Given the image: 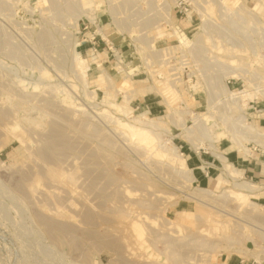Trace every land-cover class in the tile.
I'll use <instances>...</instances> for the list:
<instances>
[{
  "label": "rangeland",
  "instance_id": "rangeland-1",
  "mask_svg": "<svg viewBox=\"0 0 264 264\" xmlns=\"http://www.w3.org/2000/svg\"><path fill=\"white\" fill-rule=\"evenodd\" d=\"M161 1L166 3L167 20V7L174 8L178 0ZM181 2L189 17L173 13L170 28L158 9L150 12L117 0L114 10L126 31L111 19L108 0H95L89 9L80 0H0V264L264 262V185L256 210H251L252 199L214 196L218 199L209 205L199 202L194 195L198 187L220 193L223 166L209 139L192 133L201 158L215 163L211 170L218 181L206 186L202 175L206 168H198L204 163L192 140L180 135L178 126L184 122L193 125L196 113H212L206 120L218 136L216 145L240 169L239 160L247 157L224 132L232 125L235 129L243 114L254 125L257 115L251 105L235 104L230 96H222L218 85L225 82L236 93L264 90V0ZM88 20L108 28L117 49L130 54V69L140 73L130 76L135 81L130 91L157 83L172 92V80L178 73L168 82L165 78L180 68L183 80L178 86L190 112L173 116L163 94L156 91L141 92L130 104L134 112L125 116L107 104L114 100L122 103L123 88H111L106 94L97 87L84 86L75 70L73 51L81 50L83 57L91 60L86 55L87 45L74 49L76 37L82 41L87 32L82 31V21ZM174 29L189 35L194 41L191 46L174 49L179 47L178 40L161 33H174ZM137 37L140 42H135ZM92 54L98 58L97 65L121 79L113 57L104 64L106 53ZM159 73L166 77L158 78ZM99 74L94 68L89 78ZM256 97L258 104L264 102L263 94ZM145 103H151V109ZM184 104H178L180 109ZM103 109L123 122L146 110L152 118L176 117L177 121L164 119L167 128L159 131L161 144L173 138L195 171L194 181L185 179L186 174H181L159 144L151 149L138 143L118 126L116 118H109L107 112L103 115ZM260 140L264 142V137ZM244 144L257 145L248 140ZM206 213L210 218L205 219ZM201 214L204 217L200 218ZM40 216H45L43 222ZM45 219L53 224L51 232ZM135 220L136 226L131 224ZM251 239L256 252L239 253Z\"/></svg>",
  "mask_w": 264,
  "mask_h": 264
},
{
  "label": "bare ground",
  "instance_id": "bare-ground-1",
  "mask_svg": "<svg viewBox=\"0 0 264 264\" xmlns=\"http://www.w3.org/2000/svg\"><path fill=\"white\" fill-rule=\"evenodd\" d=\"M80 2L82 4V6H84L86 9L87 8L89 9V8L92 7L91 4L95 3V0H80ZM167 8H168L167 9V12H168L167 22L172 27L173 24L171 22V14H170V8H171V6L169 5ZM242 8H244V6H242ZM204 14L205 13H202V16H205L206 15V14L205 15ZM91 17L93 18L94 16H91ZM206 25L204 24L202 30H204V27H205V30H206ZM99 32L103 33L102 29H100ZM161 33L164 34V35L166 34V38L174 37V38H176L178 40V43H179L178 46L179 47H175L174 46V49H176V48H184V47L189 46V45L191 46V44L194 42L189 35H187L185 32H181V31H179L177 29H174V33H170V32H161ZM196 39H197V41H200V40H198L197 37L195 38V40ZM81 42L82 41L79 39V36H77L76 37V42L74 43V49ZM195 43H197V42L195 41ZM92 52H93V50H91L89 52V55L91 56V60L89 61L88 58L86 59V58L83 57L82 53L78 49L75 50V52L73 51V53L75 54V55L73 54L75 56V59L73 58V61L75 60L74 62H75V68H76V69L75 68L74 69L76 70V72H77V74L79 76V79L81 80V82L83 83V85L86 86V87H90V86L97 87L99 89L104 90L106 92V94H108V92H109L108 90L111 89V88L118 89V88L121 87V88H123V90H125V93L126 94L123 95L124 96V101L122 103L114 102L115 100L113 102L110 101V102L107 103L110 107H112L113 109H115V111L117 110L119 112H122L125 116H130V114L134 112L133 111V107L130 105L131 102H132V100L137 99L140 95H142L141 92H143V93L145 92L146 93V92H156L157 91V92L163 94L162 96L165 97L164 98V99H166L165 102L171 108V110L173 112V116H174L175 113L178 115L179 113L180 114H188L190 112V109H189L188 105H186L185 107H183L181 109L178 106L179 103H185V99L182 96V93H181L180 89L178 88V85L176 84L178 82V80H179V76H177L174 80H172V86L174 87L172 92H171L170 89H168V90L165 91V89L162 87V85L157 84V83H155V84H153L151 86H146V89L142 88V89L139 90V89H136V88H132L131 91H130V86H133V84H134L135 81L131 80L132 78H130V76L128 74L121 73V76L122 77H121V79L119 78L120 79L119 80L120 82H119L118 80L115 79V77L112 76V74L109 71H107V69L103 65H100V64L97 65V66L100 68L101 73L98 76H96L93 80H91L89 78V70L91 69L92 64H94V63L96 64L97 59H98L97 56H95V55L92 54ZM218 76L219 75H217V77ZM252 84H254V87H255V84L256 83L253 82ZM219 85H218V88L220 87L219 89H221L220 91H221V93H223L222 96L223 95L224 96H230L233 99V102H235V104L236 103H240V104L246 103L248 106H250L249 105V102L252 101V100H254L256 98V96H258L259 94H263L264 95V90L263 89H261V90L258 89L257 91H244V92H241V93H236V92L232 91L231 89H229L228 86H227V83H225V82L224 83H221ZM259 86L261 87V85H259ZM212 91L215 92L214 90L211 89L210 92L212 93ZM168 92H169V94H168ZM116 95H117V93H115V96ZM209 95H210V93H209ZM215 96L216 95L214 94L213 97L215 98ZM210 98L212 99V96ZM216 98H218V97H216ZM176 99H177V101L175 102ZM211 99L209 101L210 102V105L212 103V100ZM213 101H214V99H213ZM177 107H179V110L176 109ZM76 110H83V109L82 108H77ZM70 112H71V114H73L71 110H70ZM78 112H80V111H78ZM106 112H107L106 109H103L102 110V114L103 113H106ZM108 112L106 113L108 115V117L109 118L112 117L111 116L112 114L111 113H108ZM103 115H105V114H103ZM107 115H106V117H107ZM210 115L213 116L212 113ZM210 115H208V116H210ZM173 116L171 114H169V115H164V116H160V117L159 116H156V117H153L152 118V117H150L149 110H146L144 112L142 111L137 116L136 115L132 116V119L130 121H128V122H123L120 119H117L115 116H113V117H114V119L116 118L115 119V122H117L118 126L126 129L130 133V135H132V137L135 140H137L138 143L146 144L147 146L151 147V149H153L155 147V145L159 144L161 146L163 152H165V154H167L174 162H176L177 168L180 170V172H183L181 174H184V173L186 174V176H184L185 174L183 175L184 177H186L185 179H187V177H188V179H189L188 181H191V180L194 181V179L196 177L195 176L196 175L195 174V171H194L193 168H191V167L188 166L187 159L185 158L184 153L182 151H180L178 149V147L175 146V144H173V142H172L173 138L171 137V138H169V140L167 139L168 141L165 140L164 143L161 144V142L163 141V138L161 137V134H160L159 131L160 130L162 131L165 128H167V126L165 125L167 122L164 121V119L165 118H169V119L172 120L173 118H175V120L177 121L178 119H176V117H173ZM208 116H204V115H201V114L196 113V115L194 116L195 119L194 120L192 119L194 121L193 125H189L188 123H185V122L184 123H181V124H178V126H181V129H180V127H178L180 129V131H181L180 132V135H183L184 137H188L189 140H192V133L204 134L205 137H207L209 139V141H210V147H211V150H212L213 154L219 158V160H220V162H221V164L223 166L222 168H223V174H224V176L221 179L222 189H221L220 193H217L214 190H210V189L205 188V187H198V189H196V191L194 192L195 193L194 195L196 196L195 198L198 199L199 202L201 201L202 203H205L207 205H209L210 201L216 202L215 200L218 199V198H225V199H228V198L229 199L230 198H237V200L238 199H240V200L252 199V202L250 204L252 206L251 210H256V207H257V204H258V202L256 201V199H258L259 196L261 195V193H262L261 191L263 190V186L260 185V184H258V183H256V182H253V181L244 180L242 170L239 169L236 166L235 163H233L232 161H230L228 159V154L224 153L216 145V143L218 141V139H217L218 136H216L215 134L212 133L211 127L208 125V122L206 120V118ZM220 116L222 117V115H220ZM177 118H179V117H177ZM175 120H173V122L172 121L171 122L174 123ZM224 120H225V118H224ZM229 121H230V119H229ZM234 121L236 123V120H234ZM222 122H224V121H222ZM83 124H81L82 127L84 126ZM175 124H176V122H175ZM230 124L232 125L233 122L230 123ZM230 124H228V125H230ZM228 125H226V126H228ZM234 126H236V125H234ZM231 127H232V129L231 128L230 129L227 128L228 130L225 131L224 133H229L230 134L231 141L234 142L236 145L239 146V151L240 152H243L244 153L243 155L245 157L250 153V148L244 144V141H246V140H248V141L249 140L256 141V140H259V138L261 139V137H264V133L263 132H261L260 130H258L255 127V125L249 123L248 117H247L246 114H243V115H241L239 117V119H238V126L235 127L236 130L233 128V125ZM201 129H202V131H200ZM58 133H60V132H58ZM62 134H63V132L60 135H62ZM192 143L194 144V146H196V151L199 153L200 147L198 146V144L195 143V141H193V140H192ZM168 167L171 168L170 166H168ZM205 168H206V166H203L202 165L201 168H199V169L204 170ZM214 196L215 197H218V198L214 199ZM203 206L201 207L200 210H203V212L205 214L206 211H205V209H202ZM210 212L212 213V211H210ZM210 212H207V213H210ZM229 212H231V210ZM216 213H219V212L216 211ZM232 213H233V211H232ZM213 214L214 215H217L215 213H213ZM198 216H199V214H198ZM201 216L204 217V215L201 214L200 215V218H201ZM206 216L207 217H205V219L209 217V214H207ZM43 217L45 218V216H43ZM43 217L40 216V219L43 218ZM212 217H214V216L212 215ZM46 218H47V216H46ZM215 218H216V216H215ZM53 220H54V218H53ZM45 221H46V219H45ZM55 221L57 222L58 220H55ZM167 221H169L168 223L172 222L169 219L168 220L166 219V222ZM218 221L219 222H223V221H220V219H218ZM40 222H43V220L40 221ZM46 222H48V221H46ZM49 223L50 222L46 223L45 226L46 225H50V229H51V227H53L52 226L53 224H51L52 222L50 224ZM131 224L136 226L137 221L136 220L135 221H132ZM54 225H55V223H54ZM65 226H66V223H65ZM54 228H55V226H54ZM52 229L50 230V232L52 231ZM56 229H59L60 230L61 228H59L57 226ZM70 229L71 228L68 227V230L69 231H70ZM64 230H65V228H64ZM66 230H67V228H66ZM64 233H65V231H64ZM53 236H54V234H53ZM64 237H65V235H64ZM55 238L56 237H54V239ZM65 239H66V237H65ZM176 240H177V238H176ZM73 242H74V240H73ZM90 242H92V241H90ZM173 242L174 243H177L175 241H173ZM247 243H249V244L245 246V251L242 248H240V249H238L239 253H243V254L253 253L254 254V252H256V243H255L254 239H251V240L247 241ZM111 244L113 245L114 242L113 243L111 242ZM171 244H172V241H171ZM178 245H180V244H178ZM212 245H214V244H212ZM123 247H125V246H123ZM184 247H186V246H184ZM224 248H226V247H224ZM173 251H175V250H173ZM255 255H256V258H260V256L258 254H255Z\"/></svg>",
  "mask_w": 264,
  "mask_h": 264
},
{
  "label": "built area",
  "instance_id": "built-area-1",
  "mask_svg": "<svg viewBox=\"0 0 264 264\" xmlns=\"http://www.w3.org/2000/svg\"><path fill=\"white\" fill-rule=\"evenodd\" d=\"M110 1H112V4H110ZM116 1L117 0H108V3H109V6H110V11H111V16L110 17H111V19H113L115 24L117 26H119V25H121L120 24L121 23V19H119L117 17L118 14H117L116 9L114 10V8L116 6ZM120 2L123 3V4H127L129 6L133 5L134 7L135 6L141 7L142 9H144L146 11H150V12L156 11L158 9V12L163 15V19L165 20V22H167L166 17H165V13H164V9H163L166 3L161 1V0H120ZM188 11L189 10L187 9V7H183V2H181V0H178V1L175 2L174 8H170L171 18H173V13L176 14L177 16L182 15L183 13L185 15H188L189 14ZM113 13H115V17H114ZM188 17H189V15H188ZM96 20L95 21L88 20V23H85V21H82L83 22L82 31H87V32H86V35H84V37L82 38V42L77 46V48H82L83 45H87V47H86V55H87V57H89L88 55H89V52L91 50H93V52L97 53V54L100 53V52L101 53H106V55H107L106 57L107 58L102 61L104 64L107 63L110 60L111 57H113V59L115 60V66H116V68H118V70H117L118 73H120V74L121 73H126L129 76H132L133 78H135L140 73L139 72H134L133 71L134 68L130 69V65L132 63V59L130 58V54L125 55L123 52L119 51L117 49L116 44H115V42H116L115 38L112 37V34H110L111 32L108 33L107 32L108 28L101 27L100 24H97ZM116 21H118V22H116ZM172 21H173V19H172ZM93 25L95 26V29L92 31V26ZM168 26H170L169 23H168ZM99 28L102 29L103 33L99 32V30H98ZM171 28H173V27H171ZM123 29L126 30L124 27H123ZM124 32L125 31H123L121 33H124ZM130 32H131V30H130ZM136 41L140 42L138 37L135 38V42ZM139 47H141V46H139ZM181 62H182V64L184 66L186 65V62L184 60L181 61ZM93 67L95 69H97L101 73L100 68L95 63L92 64V67L89 70V73L93 71V69H94ZM176 72L178 73V76H179V80L176 83L178 85V83L183 80V77H182L183 74H181L180 68H174L173 69V73L170 76H168V77L164 76V74H162V73H159L158 74V78L164 79L166 77L165 78L166 82H168L170 79H172L174 77V73H176ZM149 77L152 78V75L149 76ZM191 78H193V77H191ZM178 88H179V86H178ZM231 102H233L232 99H231ZM185 105H186V102H185ZM249 105L252 106L251 110H253V112L257 116L262 114V112L264 111V109L258 105V97H256L254 100L250 101ZM206 169H208L207 166H206ZM206 175H208L207 172H206ZM252 264H264V262L261 263V262L255 260V261H253Z\"/></svg>",
  "mask_w": 264,
  "mask_h": 264
},
{
  "label": "crops",
  "instance_id": "crops-1",
  "mask_svg": "<svg viewBox=\"0 0 264 264\" xmlns=\"http://www.w3.org/2000/svg\"><path fill=\"white\" fill-rule=\"evenodd\" d=\"M145 104H146L145 106L150 108L151 103H145ZM258 105L264 109V102H260ZM253 122L254 125L257 122L256 123L257 127L261 130V132L264 133V111L262 112V114L257 116V121L253 119ZM249 141L256 142L257 145L250 147L248 146L250 148V153L246 156L247 158H244L243 160H239L240 169L243 172L244 178L253 182H257L261 185H264V142L260 139L256 141L253 140H249ZM198 156L200 157L201 163L206 164L208 168L206 169L208 175L206 174L204 175L202 173V175L204 176L205 185L212 187L218 181V179L214 177V172H212L211 170L214 167L215 163L205 162L201 158L202 154H199ZM228 159L231 161L229 155H228ZM222 264H226V263L223 262Z\"/></svg>",
  "mask_w": 264,
  "mask_h": 264
}]
</instances>
